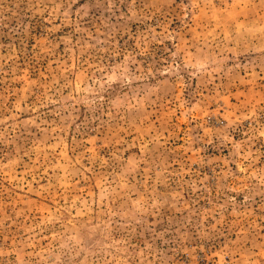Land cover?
<instances>
[{
	"label": "rangeland",
	"instance_id": "obj_1",
	"mask_svg": "<svg viewBox=\"0 0 264 264\" xmlns=\"http://www.w3.org/2000/svg\"><path fill=\"white\" fill-rule=\"evenodd\" d=\"M0 264H264V0H0Z\"/></svg>",
	"mask_w": 264,
	"mask_h": 264
}]
</instances>
